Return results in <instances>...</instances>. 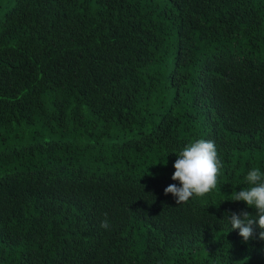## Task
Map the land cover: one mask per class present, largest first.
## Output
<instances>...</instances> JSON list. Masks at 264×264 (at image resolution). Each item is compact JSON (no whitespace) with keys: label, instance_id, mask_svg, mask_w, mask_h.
Returning <instances> with one entry per match:
<instances>
[{"label":"trees","instance_id":"trees-1","mask_svg":"<svg viewBox=\"0 0 264 264\" xmlns=\"http://www.w3.org/2000/svg\"><path fill=\"white\" fill-rule=\"evenodd\" d=\"M0 135V264H264L226 215L264 174V0H0ZM199 139L217 188L177 205Z\"/></svg>","mask_w":264,"mask_h":264},{"label":"clouds","instance_id":"clouds-1","mask_svg":"<svg viewBox=\"0 0 264 264\" xmlns=\"http://www.w3.org/2000/svg\"><path fill=\"white\" fill-rule=\"evenodd\" d=\"M173 165L175 171L171 177L177 184H170L164 195L171 194L177 205L189 202L191 198H203L217 188L222 163L218 158L216 145L213 141L199 139L188 144L176 156ZM246 182L249 187L233 194V202H244L249 208L255 209V217L249 212L226 214L232 230H239V236L247 243L252 239L253 226L261 231L258 239L264 241V174L259 169H251ZM101 228L108 229L109 222L105 218Z\"/></svg>","mask_w":264,"mask_h":264},{"label":"rangeland","instance_id":"rangeland-1","mask_svg":"<svg viewBox=\"0 0 264 264\" xmlns=\"http://www.w3.org/2000/svg\"><path fill=\"white\" fill-rule=\"evenodd\" d=\"M38 131L42 132V135H37L36 133V127L31 130L32 133H27L26 137L24 139H21L19 141H16L17 143L22 142L23 144H27L32 141V138L30 136L36 135V140H46V139H51L52 137L46 132V131H41L40 129H37ZM1 136V135H0ZM18 140V139H15ZM13 141V140H12ZM13 143V142H12Z\"/></svg>","mask_w":264,"mask_h":264}]
</instances>
